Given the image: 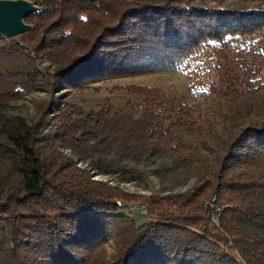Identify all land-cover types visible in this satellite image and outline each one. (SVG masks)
I'll list each match as a JSON object with an SVG mask.
<instances>
[{"label": "trees", "instance_id": "obj_1", "mask_svg": "<svg viewBox=\"0 0 264 264\" xmlns=\"http://www.w3.org/2000/svg\"><path fill=\"white\" fill-rule=\"evenodd\" d=\"M29 1L0 36V264H264V0ZM164 72L187 99L82 97Z\"/></svg>", "mask_w": 264, "mask_h": 264}, {"label": "rangeland", "instance_id": "obj_2", "mask_svg": "<svg viewBox=\"0 0 264 264\" xmlns=\"http://www.w3.org/2000/svg\"><path fill=\"white\" fill-rule=\"evenodd\" d=\"M131 84L158 87L165 90L170 96H176L181 99L188 98L187 79L184 74L177 72L154 73L100 82L94 85L96 88H98V91L87 92V94H83L82 97L95 102L101 101L103 98L110 97L115 104L122 105L126 100L127 95L122 89H118V87H124ZM42 96L43 95L39 93L29 96L28 100L23 103L24 111L28 112L30 110V99ZM154 186L155 190L159 189L157 181H154ZM124 188L132 193H147L136 188L133 184L125 185ZM129 209L131 216L134 218L136 223L140 224L145 221V217L143 216L147 214V211L144 207L138 209L137 206H135Z\"/></svg>", "mask_w": 264, "mask_h": 264}, {"label": "water", "instance_id": "obj_3", "mask_svg": "<svg viewBox=\"0 0 264 264\" xmlns=\"http://www.w3.org/2000/svg\"><path fill=\"white\" fill-rule=\"evenodd\" d=\"M38 9L29 0H0V36L10 39L31 30L32 26L24 20Z\"/></svg>", "mask_w": 264, "mask_h": 264}, {"label": "built area", "instance_id": "obj_4", "mask_svg": "<svg viewBox=\"0 0 264 264\" xmlns=\"http://www.w3.org/2000/svg\"><path fill=\"white\" fill-rule=\"evenodd\" d=\"M118 205H122V204L118 202Z\"/></svg>", "mask_w": 264, "mask_h": 264}]
</instances>
